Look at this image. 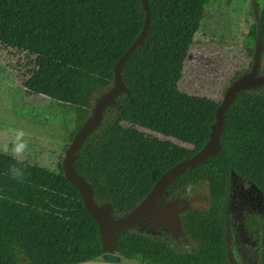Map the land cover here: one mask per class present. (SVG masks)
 I'll use <instances>...</instances> for the list:
<instances>
[{
  "label": "trees",
  "instance_id": "16d2710c",
  "mask_svg": "<svg viewBox=\"0 0 264 264\" xmlns=\"http://www.w3.org/2000/svg\"><path fill=\"white\" fill-rule=\"evenodd\" d=\"M191 1L146 0L144 43L120 66L128 93L106 108L72 161L76 173L92 185L95 203L109 204L113 217L133 209L164 171L208 140L220 100L179 89L172 71ZM254 3L248 10L253 21L245 51L253 58L260 26L259 74L264 76V0ZM145 16L142 0H0V50L27 91L74 108L72 139L113 86V67L138 37ZM163 94H169V103L161 136L134 127L151 113L145 102ZM220 143L215 156L185 169L166 188L207 190L206 208L180 214L182 232L192 244L181 247L168 233L132 228L116 236L114 251L124 262L228 264L219 214L228 172L249 179L264 197V85L235 95L224 115ZM102 253L97 223L60 162L50 170L0 152V264H82ZM257 264H264V211Z\"/></svg>",
  "mask_w": 264,
  "mask_h": 264
},
{
  "label": "rangeland",
  "instance_id": "374dc122",
  "mask_svg": "<svg viewBox=\"0 0 264 264\" xmlns=\"http://www.w3.org/2000/svg\"><path fill=\"white\" fill-rule=\"evenodd\" d=\"M254 6V0H211L206 6H202L201 0L191 1L188 20L178 33V50L172 69L176 87L193 95L220 100L229 80L250 69L248 63L252 62V57L246 55L245 47L249 45L247 31L253 21L248 10ZM13 59L19 63L23 60L16 55ZM8 61L0 50V152L57 170L65 145L71 141L74 108L27 91L18 75L7 66ZM146 103L151 113L143 123L132 125L160 137L169 94ZM156 108L162 110L155 112ZM19 133L22 135L18 139ZM21 142L25 147L16 153L15 146ZM135 229L149 232L143 226ZM160 231L153 234L164 235ZM96 260L101 259L93 261ZM120 261L140 264L124 262L122 258Z\"/></svg>",
  "mask_w": 264,
  "mask_h": 264
},
{
  "label": "water",
  "instance_id": "95a60500",
  "mask_svg": "<svg viewBox=\"0 0 264 264\" xmlns=\"http://www.w3.org/2000/svg\"><path fill=\"white\" fill-rule=\"evenodd\" d=\"M146 16L138 37L118 58L113 67L114 84L104 92L95 103L89 118L77 129L70 143L64 151L61 166L64 177L77 187L81 193L86 211L92 216L98 226L102 241L101 260L89 261L82 264H126L120 261V255L115 253L116 236L126 230L134 228L141 222H149L152 227H166L175 238H180L181 223L178 213L191 206V201L177 200L168 207L157 205V200L162 196L171 181L187 168L194 167L208 157L215 156L221 149L220 132L223 127V119L226 109L229 107L235 95L241 91L264 85V76L259 74L260 56L263 50L261 27L255 40L252 65L244 74L238 76L225 89L222 98L215 111V119L210 125L208 140L205 144L188 158L182 159L166 171L156 180L150 191L133 209L127 213L113 217L109 204H96L93 198V188L90 183L76 173L72 167L75 154L79 151L87 137L100 123L103 113L113 100L121 93H128L127 87L122 81L120 66L124 59L137 47L144 43L148 30V7L146 0H142ZM258 22V19H257Z\"/></svg>",
  "mask_w": 264,
  "mask_h": 264
},
{
  "label": "flooded vegetation",
  "instance_id": "af4514ba",
  "mask_svg": "<svg viewBox=\"0 0 264 264\" xmlns=\"http://www.w3.org/2000/svg\"><path fill=\"white\" fill-rule=\"evenodd\" d=\"M198 189V187H192L184 191L172 189L168 192L165 189L157 200V205L166 208L174 201L188 200L191 201V206L187 209L206 208L209 204L207 190L205 187ZM187 209L178 213L179 218L180 214ZM263 211L264 197L260 188L249 179L230 170L219 211L223 225L224 254L228 264L258 263ZM138 226H143L152 235H155L153 232L160 230L164 234L168 233L178 246L187 248L192 244V241L182 232V226L180 238H175L166 227H152L146 221L137 224L134 228Z\"/></svg>",
  "mask_w": 264,
  "mask_h": 264
},
{
  "label": "clouds",
  "instance_id": "9594fccd",
  "mask_svg": "<svg viewBox=\"0 0 264 264\" xmlns=\"http://www.w3.org/2000/svg\"><path fill=\"white\" fill-rule=\"evenodd\" d=\"M20 135H22V133H19L18 134V139H19V136ZM24 147H25V145L21 142V143H18L16 146H15V149H14V151L16 152V153H20L21 151H23V149H24Z\"/></svg>",
  "mask_w": 264,
  "mask_h": 264
}]
</instances>
